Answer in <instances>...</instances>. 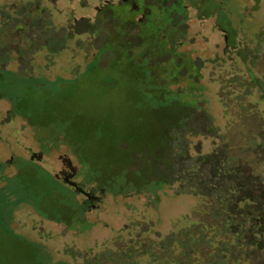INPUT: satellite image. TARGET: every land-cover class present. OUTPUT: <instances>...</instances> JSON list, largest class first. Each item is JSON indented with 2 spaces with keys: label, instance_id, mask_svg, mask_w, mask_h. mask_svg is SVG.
Listing matches in <instances>:
<instances>
[{
  "label": "rangeland",
  "instance_id": "rangeland-1",
  "mask_svg": "<svg viewBox=\"0 0 264 264\" xmlns=\"http://www.w3.org/2000/svg\"><path fill=\"white\" fill-rule=\"evenodd\" d=\"M142 1L0 0V264H264V0Z\"/></svg>",
  "mask_w": 264,
  "mask_h": 264
},
{
  "label": "flooded vegetation",
  "instance_id": "flooded-vegetation-1",
  "mask_svg": "<svg viewBox=\"0 0 264 264\" xmlns=\"http://www.w3.org/2000/svg\"><path fill=\"white\" fill-rule=\"evenodd\" d=\"M141 2L144 5L142 0H141ZM157 2H158V5H159V9H161V7H163L168 12V16H170L169 17L170 18L169 24L172 27L177 26V27L181 28L182 26H184V24H185L184 13L186 11V6L187 5H190L192 8H195V10L198 11L200 14H204V13L205 14H209V13H206L203 10V8H204V6H203L204 0H169V1L158 0ZM165 3H168V5H166ZM129 10H130L131 14H133V10L131 9L130 6H129ZM175 15L181 17L179 20H177V21L175 20L176 22L174 21V16ZM130 21H132V18L130 19ZM127 22H125V24H127ZM225 33H226V35L230 34L229 31H225Z\"/></svg>",
  "mask_w": 264,
  "mask_h": 264
},
{
  "label": "water",
  "instance_id": "water-1",
  "mask_svg": "<svg viewBox=\"0 0 264 264\" xmlns=\"http://www.w3.org/2000/svg\"><path fill=\"white\" fill-rule=\"evenodd\" d=\"M35 158V155L33 154L31 157V160H33ZM63 184L70 186L71 188H73L77 193L85 196L88 199L94 200L93 197L89 196L88 194H86L75 182L71 181V177L69 178H64L63 179Z\"/></svg>",
  "mask_w": 264,
  "mask_h": 264
},
{
  "label": "trees",
  "instance_id": "trees-1",
  "mask_svg": "<svg viewBox=\"0 0 264 264\" xmlns=\"http://www.w3.org/2000/svg\"><path fill=\"white\" fill-rule=\"evenodd\" d=\"M172 38H173V37H172ZM170 39H171V38H170ZM170 39L167 40V44H166V46H165V49H166L167 45L169 44ZM53 218H54V217H52L51 219H47V220H53Z\"/></svg>",
  "mask_w": 264,
  "mask_h": 264
}]
</instances>
